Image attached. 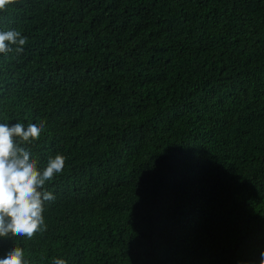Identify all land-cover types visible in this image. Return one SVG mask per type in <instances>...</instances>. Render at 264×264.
I'll use <instances>...</instances> for the list:
<instances>
[{"label":"trees","instance_id":"1","mask_svg":"<svg viewBox=\"0 0 264 264\" xmlns=\"http://www.w3.org/2000/svg\"><path fill=\"white\" fill-rule=\"evenodd\" d=\"M8 30L0 123L45 121L21 146L67 159L46 230L0 258L260 264L264 0H11Z\"/></svg>","mask_w":264,"mask_h":264},{"label":"clouds","instance_id":"2","mask_svg":"<svg viewBox=\"0 0 264 264\" xmlns=\"http://www.w3.org/2000/svg\"><path fill=\"white\" fill-rule=\"evenodd\" d=\"M11 0H0L4 10ZM27 37L17 30L0 31V55L15 51L23 52ZM16 46L13 48V46ZM45 121L39 124L16 122L11 126L0 123V238L27 237L46 230L42 213L46 202L55 200L52 192L44 189L45 183L61 174L66 157L57 154L49 157L45 168L31 159V151L22 147L24 143L39 140ZM0 264H29L24 249L13 243ZM52 264H67L63 258H53ZM260 264H264V251L260 253Z\"/></svg>","mask_w":264,"mask_h":264}]
</instances>
